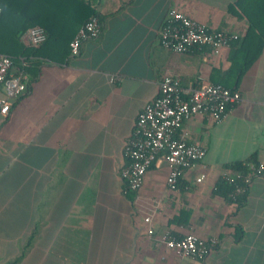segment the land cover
I'll return each mask as SVG.
<instances>
[{
  "label": "crops",
  "instance_id": "obj_1",
  "mask_svg": "<svg viewBox=\"0 0 264 264\" xmlns=\"http://www.w3.org/2000/svg\"><path fill=\"white\" fill-rule=\"evenodd\" d=\"M91 2L98 36L64 63L42 62L0 118V264H264V174L241 207L213 192L234 172L227 166L251 156L264 162V49L240 81L238 104L219 121L196 115L183 124L186 142L205 155L176 191L166 187L162 155L137 191L124 193L120 177L124 143L161 79L192 89L230 66L229 47L217 57L206 48L162 47L168 12L240 38L246 19L228 12L236 0ZM21 40L28 45L26 33ZM165 234L215 243L202 260L181 259L162 242Z\"/></svg>",
  "mask_w": 264,
  "mask_h": 264
},
{
  "label": "built area",
  "instance_id": "obj_2",
  "mask_svg": "<svg viewBox=\"0 0 264 264\" xmlns=\"http://www.w3.org/2000/svg\"><path fill=\"white\" fill-rule=\"evenodd\" d=\"M1 11V9H0ZM99 34V22L90 17L75 33L69 42L70 55L79 53L83 41L95 39ZM28 45L38 47L45 39V32L39 26L31 27L26 32ZM235 34L208 29L183 12L171 9L159 32L162 47L173 53H184L191 49H209L213 56H219L231 41L237 40ZM115 81V77L110 79ZM28 79L23 70L15 69L11 58L0 54V118H5L13 103L28 91ZM241 101L237 91H230L221 85L200 84L187 89L178 79L163 77L158 85L155 98L147 103L138 114L133 130L123 146L124 165L120 177L124 182V193L137 191L147 171L157 157L162 155L168 168L165 179L169 191L177 190L182 174L205 155L200 146L187 143L181 134L183 124L196 115H208L219 121L228 111ZM247 174L232 172L222 178L234 186L233 198L242 194L255 177L264 174V162L245 164ZM203 176L196 179L200 183ZM150 217L144 222L149 224ZM147 233L151 235L152 229ZM162 242L166 248L181 259H204L212 250L214 241H205L194 234L182 238L165 234Z\"/></svg>",
  "mask_w": 264,
  "mask_h": 264
},
{
  "label": "trees",
  "instance_id": "obj_3",
  "mask_svg": "<svg viewBox=\"0 0 264 264\" xmlns=\"http://www.w3.org/2000/svg\"><path fill=\"white\" fill-rule=\"evenodd\" d=\"M0 9V54L11 58L15 69L25 72L29 88L39 76L42 62L60 64L67 60L70 56L69 42L90 17L98 19L100 32V16L91 0H0ZM228 12L244 17L247 29L242 37L229 43L230 66L224 72L213 70L211 84L237 91L242 77L264 49V0H236ZM34 26L41 27L46 36L38 47L25 45L21 40L26 31ZM246 163L256 165L257 160L251 156L227 168L245 175L248 173ZM213 192L241 207L247 189L233 198V184L220 178Z\"/></svg>",
  "mask_w": 264,
  "mask_h": 264
}]
</instances>
